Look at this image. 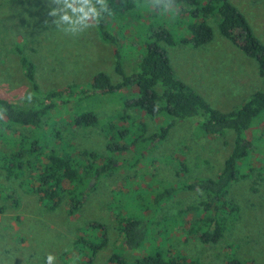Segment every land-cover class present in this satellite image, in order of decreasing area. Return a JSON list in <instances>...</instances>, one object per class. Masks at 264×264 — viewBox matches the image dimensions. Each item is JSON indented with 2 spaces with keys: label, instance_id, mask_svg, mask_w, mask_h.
<instances>
[{
  "label": "rangeland",
  "instance_id": "374dc122",
  "mask_svg": "<svg viewBox=\"0 0 264 264\" xmlns=\"http://www.w3.org/2000/svg\"><path fill=\"white\" fill-rule=\"evenodd\" d=\"M230 2L264 45V0ZM107 4L113 19L107 29L129 35H118L119 50L101 39L97 22L76 35L57 28L56 18L48 14L57 5L50 0H0V96L23 103L34 95L20 64L21 54L36 65V81L43 95L60 89L75 93L69 100L67 96L58 100L66 102L59 103L39 130L14 127L13 146L3 135L0 150H23L25 158L31 160V141L38 138L48 144L49 154L59 149L50 132L54 126L69 152H95L99 164L114 167L110 175L99 179L83 173L89 189L75 216L68 212L67 197L50 206L30 192L25 178L10 177L0 170V264H47L49 255L54 257L53 264H84L75 245L89 222L104 227L100 235L106 242L94 264H108L115 251L135 261L147 249L140 253L121 249V225L115 214L119 205L152 218L151 229L163 233L165 250L181 252L203 264H264V113L244 133L251 154L240 162L238 179L226 198L238 206V212L227 216L228 224L218 243L205 244L190 233L209 215L203 205L208 200L205 193L178 190L158 208L152 204L153 193L159 186L161 192L194 180L217 179L233 155L235 133L207 135L198 116L177 121L161 138L162 128L170 120L166 114L153 119L125 105L127 98L137 96V87L89 98L81 93L100 72L108 74L114 84L122 81L116 72L117 51L125 74L131 76L142 57V41L158 28L168 29L176 40L175 45L161 43L176 76L222 113L240 108L255 93L264 91L258 62L222 36L217 16L204 21L213 29V40L195 48L181 43L188 37L189 21L174 9L160 10L156 17L132 23L129 11L119 13L108 0ZM135 10L142 13L138 7ZM78 111L95 113L98 124L75 126L70 118ZM139 123L145 125V131L139 129ZM125 129L127 136L122 139L120 133ZM138 136L142 137L135 141ZM126 143L130 146L122 152L109 148Z\"/></svg>",
  "mask_w": 264,
  "mask_h": 264
},
{
  "label": "trees",
  "instance_id": "16d2710c",
  "mask_svg": "<svg viewBox=\"0 0 264 264\" xmlns=\"http://www.w3.org/2000/svg\"><path fill=\"white\" fill-rule=\"evenodd\" d=\"M108 2L119 13L129 11L132 23L136 20L142 21L146 16L156 17V13L162 10L152 6L148 0H108ZM150 2L154 4L155 0ZM168 2L169 0H163V3L158 6L163 7ZM136 7L141 9L142 13H138L135 10ZM173 9L179 12L180 16L187 17L189 21L188 37L183 38L181 43L195 48L210 43L214 38L213 29L204 21L217 16L222 36L238 46L248 57L254 58L259 65V74L264 78V45L254 36L246 17L230 0H174ZM112 20L108 12L102 13L97 22V28L101 39L116 45L119 50L121 40L118 35L122 34L127 38L129 35L126 34L127 32L113 34L107 29L109 24H113ZM152 33L142 41V57L131 76L125 74L121 56L117 51L119 59L116 62V72L122 76V81L114 84L108 74L100 72L92 78L88 89L81 93L83 98H89L96 93L113 95L137 87L139 89L137 96L127 98L125 105L153 119L166 114L170 120L166 127L162 128L161 138L166 136L177 121L198 116L202 117L199 124L201 130L207 135L217 137L224 135L227 131L235 133L233 155L217 179L194 180L182 187H170L161 192H158L159 186L153 193L152 204L155 208L160 207L178 190L205 193L208 200L203 202V205L209 215L201 226L196 225L194 231L190 233L202 243H218L227 227V216H233L238 212V206L226 198L231 184L238 179L240 162L247 160L251 154V146L244 133L249 131L255 119L264 113V91L255 93L240 108L231 112L222 113L212 108L200 94L174 73L170 58L161 46V43L177 44L174 35L166 28H158ZM20 64L33 87L34 95L31 96V101L26 99L23 103L0 96L2 130L0 138L3 135L7 137L11 146L14 145V127L39 130L44 124V119L55 111L59 103L66 102L58 100L64 96H67L65 99L68 100L75 96L74 92L67 89L54 90L43 95L36 81V65L22 54ZM70 120L77 127H92L98 124L95 113L87 111L75 112ZM126 124L129 125L128 122ZM139 124V129L145 131V125ZM127 131L128 129H125L120 133L122 139L127 136ZM50 132L55 136V144L59 146V149H52L47 154L48 144L44 145L38 138H33L30 150L31 160L25 158L23 150L11 149L7 152L0 150V170L5 171L10 177L25 178V184L30 192L38 195L42 202L50 206H56L64 197H67L70 203L68 212L71 216H75L81 210L89 189L83 173L99 179L110 175L114 167L107 163L99 164L98 154L95 152L84 151L74 155L65 148L64 138L54 126ZM141 137H136L135 141ZM129 146L130 144L126 143L121 148L115 145H109V148L112 152H122ZM115 214L121 225V249L139 253L147 250L135 261L127 260L123 252L115 251L108 264H203L199 260L187 258L181 252L165 250L164 243L162 244L161 241L163 233L152 231V218L144 216V213L141 217L119 205ZM103 229L101 224L89 222L76 241L75 248L79 258H84V264H94L98 254L104 248L106 242L100 235Z\"/></svg>",
  "mask_w": 264,
  "mask_h": 264
},
{
  "label": "clouds",
  "instance_id": "9594fccd",
  "mask_svg": "<svg viewBox=\"0 0 264 264\" xmlns=\"http://www.w3.org/2000/svg\"><path fill=\"white\" fill-rule=\"evenodd\" d=\"M148 2L154 6L161 8L163 11L173 9L174 0H169L163 7H159L163 0H155V3ZM51 4L57 5L48 13L56 19L53 21L57 28H60L66 34L76 35L93 26L92 22H98L102 13L108 12L107 0H50ZM27 99L31 101L32 97ZM54 257H47V264H53Z\"/></svg>",
  "mask_w": 264,
  "mask_h": 264
}]
</instances>
